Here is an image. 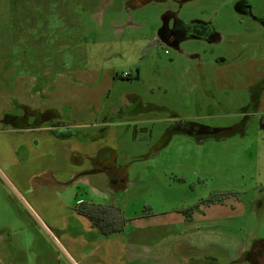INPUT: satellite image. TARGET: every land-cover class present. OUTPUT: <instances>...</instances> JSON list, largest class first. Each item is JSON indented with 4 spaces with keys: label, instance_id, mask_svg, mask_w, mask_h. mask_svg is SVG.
I'll return each instance as SVG.
<instances>
[{
    "label": "rangeland",
    "instance_id": "1",
    "mask_svg": "<svg viewBox=\"0 0 264 264\" xmlns=\"http://www.w3.org/2000/svg\"><path fill=\"white\" fill-rule=\"evenodd\" d=\"M242 1L264 20V0H0V264L160 263L176 227L158 226L211 197L222 204L194 225L188 263H252L242 252L264 241V28L238 15ZM169 10L221 42L164 45ZM29 94L74 138L13 132ZM193 122L220 135L174 131Z\"/></svg>",
    "mask_w": 264,
    "mask_h": 264
},
{
    "label": "flooded vegetation",
    "instance_id": "2",
    "mask_svg": "<svg viewBox=\"0 0 264 264\" xmlns=\"http://www.w3.org/2000/svg\"><path fill=\"white\" fill-rule=\"evenodd\" d=\"M157 1L161 2L165 0ZM236 10L238 15L241 17H248L249 19L258 23L260 27L264 28V20L253 15L252 7L249 6L246 1L239 3ZM162 19L163 24L158 30L159 39L164 45L173 46V48L177 50L180 47V43L189 36H192V38L203 39L210 44L220 43L222 40V37L214 31V27L210 23H205L202 21H182L179 19V11H166V14L163 15ZM224 62L220 61L219 63H223L222 65H224ZM25 98L26 101L16 103V107L19 109L18 114L14 118L8 120L14 124V129L12 130L13 132L41 136L42 139L48 141V144L51 146H54L65 139L70 140L74 138L75 134H73V132L67 131L65 134L64 131L68 125V120L66 122L64 116L60 114L57 107H54L53 105H47L44 102L38 104L36 101H34L33 95L31 96V94ZM176 126L177 127L174 128L175 132H181L189 136L200 135L202 132H204L209 133L212 137H217L221 132L218 130V128H206L203 125L195 124V122L188 125L177 124ZM112 169H115V166L113 168L104 166L103 171L107 172L111 171ZM110 181L111 183H116L119 182L120 179H110ZM121 183H123V181ZM206 201L207 200H200V202L188 208H182L183 210L191 209V214H189L191 216L190 218L185 216L182 209H178L172 213L180 214L184 216L186 221L190 222L193 220L195 214H201L204 212L202 210L203 208H208L215 204H222L218 202L209 204ZM263 242L264 241H261L254 245L251 252H242V254H245L242 256L243 260H249L252 262L251 264H260L262 258H264Z\"/></svg>",
    "mask_w": 264,
    "mask_h": 264
},
{
    "label": "crops",
    "instance_id": "3",
    "mask_svg": "<svg viewBox=\"0 0 264 264\" xmlns=\"http://www.w3.org/2000/svg\"><path fill=\"white\" fill-rule=\"evenodd\" d=\"M203 211L210 210V207L203 208ZM171 217L168 222L160 224L158 227L163 226H173L176 227L175 230H171V242L170 247L168 251L171 248V254L172 256H166V250H163V248L160 246V248L156 251V259L160 263H137V264H200V263H188L190 260H188L186 257V253L192 252L194 250L195 246H198L200 243V240L195 239V236L198 234H202V232L197 227H194V225L203 222L205 218H207V213H201V214H195L193 217V220L188 222L185 220L184 216L180 214H170L168 215ZM180 228H179V227ZM196 235L192 237L194 234ZM200 236V235H198ZM202 245V244H201ZM205 245V244H204ZM180 258H186V260L181 261ZM203 264V263H201Z\"/></svg>",
    "mask_w": 264,
    "mask_h": 264
},
{
    "label": "trees",
    "instance_id": "4",
    "mask_svg": "<svg viewBox=\"0 0 264 264\" xmlns=\"http://www.w3.org/2000/svg\"><path fill=\"white\" fill-rule=\"evenodd\" d=\"M148 1H150V0H148ZM217 201H220V200H215L214 199V197H211L210 199H208L206 202H208L209 204H213V203H216ZM182 211L184 212V214H185V216L188 218H190L191 216L189 215V214H191V209H189V210H183L182 209ZM98 216H100V215H98ZM93 219V218H92ZM95 219V218H94ZM93 219V220H94ZM113 231V230H112Z\"/></svg>",
    "mask_w": 264,
    "mask_h": 264
},
{
    "label": "built area",
    "instance_id": "5",
    "mask_svg": "<svg viewBox=\"0 0 264 264\" xmlns=\"http://www.w3.org/2000/svg\"><path fill=\"white\" fill-rule=\"evenodd\" d=\"M128 76V75H127Z\"/></svg>",
    "mask_w": 264,
    "mask_h": 264
}]
</instances>
